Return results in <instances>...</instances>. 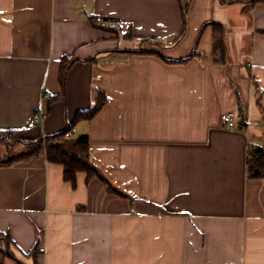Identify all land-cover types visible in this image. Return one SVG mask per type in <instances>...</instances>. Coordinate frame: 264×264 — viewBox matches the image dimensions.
I'll use <instances>...</instances> for the list:
<instances>
[{"label": "crops", "instance_id": "obj_1", "mask_svg": "<svg viewBox=\"0 0 264 264\" xmlns=\"http://www.w3.org/2000/svg\"><path fill=\"white\" fill-rule=\"evenodd\" d=\"M240 108L242 129L223 128ZM252 123L264 0H0V162L72 125L100 176L72 187L43 154L0 164V264H264Z\"/></svg>", "mask_w": 264, "mask_h": 264}, {"label": "trees", "instance_id": "obj_2", "mask_svg": "<svg viewBox=\"0 0 264 264\" xmlns=\"http://www.w3.org/2000/svg\"><path fill=\"white\" fill-rule=\"evenodd\" d=\"M214 41L218 43V47H222V35L223 29L219 26L214 27ZM183 34H181L176 41L181 39ZM143 42H149L156 44L153 39H141ZM75 59L73 57H64L61 62L59 81L63 88L64 79L67 70L74 63ZM184 62L185 60H180ZM170 62V61H169ZM106 103V97L102 93H98L97 99L93 105L83 112H78L76 114V121L81 119H91L93 118L104 106ZM244 126V117L242 109L239 111V127L242 129ZM72 125H69L67 129L58 134L45 137L43 139H38L32 142H29L33 147L29 154H23L15 159H8L6 161L0 162V164H10L16 161H21L29 158L31 155L43 154L46 157V160L49 163L61 165L63 167V180L65 182L71 183L72 187L76 186V175L78 173H85L87 180L93 178H99L98 172L93 168L90 163V152L89 144L86 137L79 138L76 140H71L66 135L71 130ZM3 140H7L6 137H0ZM7 142V141H6ZM248 170L251 176L254 175V172L257 171L256 177L264 176V149L261 152L249 151V160H248ZM0 237L1 234H0ZM7 252L2 250L0 252L1 258H4Z\"/></svg>", "mask_w": 264, "mask_h": 264}, {"label": "rangeland", "instance_id": "obj_3", "mask_svg": "<svg viewBox=\"0 0 264 264\" xmlns=\"http://www.w3.org/2000/svg\"><path fill=\"white\" fill-rule=\"evenodd\" d=\"M179 36H176V37L178 38ZM120 40L121 41H125L126 39L124 40V38L120 37ZM124 45H127V44L121 42L120 46H124ZM130 45L133 46V47H137L138 46L135 43L130 44ZM249 131L251 133L252 142L254 143V145L261 146L264 149V124L262 126H259V125H256L255 123L254 124L252 123L251 127L249 128ZM251 151H253V147H251L250 152Z\"/></svg>", "mask_w": 264, "mask_h": 264}, {"label": "built area", "instance_id": "obj_4", "mask_svg": "<svg viewBox=\"0 0 264 264\" xmlns=\"http://www.w3.org/2000/svg\"><path fill=\"white\" fill-rule=\"evenodd\" d=\"M41 119V117L38 114H35L34 116V121L37 122ZM221 124L223 128H228V129H239V124L236 123L233 118L230 115H223L221 117ZM66 137H69V134L66 135Z\"/></svg>", "mask_w": 264, "mask_h": 264}, {"label": "water", "instance_id": "obj_5", "mask_svg": "<svg viewBox=\"0 0 264 264\" xmlns=\"http://www.w3.org/2000/svg\"><path fill=\"white\" fill-rule=\"evenodd\" d=\"M253 150L255 152H261L263 150V148L261 146L255 145V146H253ZM256 174H257V171L254 172V175H256Z\"/></svg>", "mask_w": 264, "mask_h": 264}]
</instances>
